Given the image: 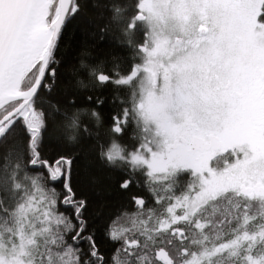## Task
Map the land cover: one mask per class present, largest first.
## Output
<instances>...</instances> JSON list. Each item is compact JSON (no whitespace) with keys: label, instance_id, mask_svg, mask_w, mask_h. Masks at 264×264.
<instances>
[{"label":"snow or ice","instance_id":"1","mask_svg":"<svg viewBox=\"0 0 264 264\" xmlns=\"http://www.w3.org/2000/svg\"><path fill=\"white\" fill-rule=\"evenodd\" d=\"M93 7L101 18L111 13L101 38L115 25L133 50L126 74L90 75L97 87H127L130 107L113 115L110 135L131 123L137 141L128 152L115 140L99 145L97 158L127 173L121 190L141 172L156 204H167L158 213L131 196L135 211L117 220L132 227L113 221L106 231L119 245L112 264H264V0ZM83 8L81 0H0V264H108L89 231L78 157L45 154L53 113L38 104L57 84L60 38ZM91 116L100 123L95 109ZM63 127L76 129V114Z\"/></svg>","mask_w":264,"mask_h":264},{"label":"trees","instance_id":"2","mask_svg":"<svg viewBox=\"0 0 264 264\" xmlns=\"http://www.w3.org/2000/svg\"><path fill=\"white\" fill-rule=\"evenodd\" d=\"M109 2L110 0H81L84 5L81 15L64 29L59 41L57 59L60 62V75L57 84L52 93L41 94L38 104L44 110L53 113L49 118L52 135L49 137L46 134L45 137V154L55 156L65 152L78 157L77 187L88 200L86 216L90 225L89 231L95 234L101 254L108 264H112V256L119 245L106 235V231L113 221H117L118 227H132L131 223L123 218L117 220L123 213L135 211L131 196L145 198L148 205L155 208L158 213H163L167 204L163 201L160 205L156 204L152 193L145 185L146 175L141 172L135 174L136 179L127 191L121 190L119 183L126 178L127 173L109 168L97 158L99 145H103L107 150L113 140L125 152L137 146L134 139V124L130 123L123 134L110 135L113 115L121 113L124 107H130V103H124L130 96L127 87H118L113 83L97 87L90 75L93 68H98L100 72L115 77L116 72L126 74L133 64V50L127 43L120 42L119 28L111 25L110 30L101 38L100 28L109 24L111 13L104 9V16L101 18L93 5H104ZM119 3L131 13L134 10L131 6L136 0H119ZM87 19L93 22L87 24L85 22ZM135 39L142 42L143 33L138 32ZM89 96L93 97V100L90 101ZM96 97L103 98L104 103L96 105L94 103ZM52 105H55V108H52ZM93 109L100 114L99 124L91 116ZM74 114L78 127L65 131L63 126L66 122L70 123ZM70 135H75L76 140H68ZM6 149L5 142L0 141V155H3ZM186 180L185 174L181 177V183H185ZM190 250L195 251L196 248L193 246Z\"/></svg>","mask_w":264,"mask_h":264},{"label":"rangeland","instance_id":"3","mask_svg":"<svg viewBox=\"0 0 264 264\" xmlns=\"http://www.w3.org/2000/svg\"><path fill=\"white\" fill-rule=\"evenodd\" d=\"M110 147H111V145H109V147H108V148H110ZM108 148H107V149H108Z\"/></svg>","mask_w":264,"mask_h":264}]
</instances>
